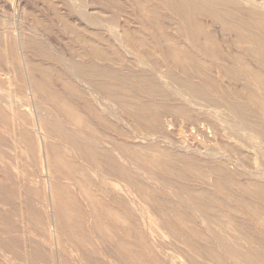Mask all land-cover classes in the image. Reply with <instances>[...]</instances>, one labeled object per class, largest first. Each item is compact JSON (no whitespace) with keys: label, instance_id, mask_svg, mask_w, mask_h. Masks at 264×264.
Wrapping results in <instances>:
<instances>
[{"label":"rangeland","instance_id":"1","mask_svg":"<svg viewBox=\"0 0 264 264\" xmlns=\"http://www.w3.org/2000/svg\"><path fill=\"white\" fill-rule=\"evenodd\" d=\"M67 2L0 0V264H264V126L246 110L255 131H231L226 110L179 107L147 81L160 96L134 107L101 65L81 63L68 22L95 30ZM86 2L94 22L138 28ZM72 163L89 175L72 177Z\"/></svg>","mask_w":264,"mask_h":264},{"label":"bare ground","instance_id":"2","mask_svg":"<svg viewBox=\"0 0 264 264\" xmlns=\"http://www.w3.org/2000/svg\"><path fill=\"white\" fill-rule=\"evenodd\" d=\"M103 1L108 5L107 8L103 7V11L112 16L121 13L128 19H130L129 16L140 18L137 23L138 28L128 25L129 22L121 26L114 25V28L109 18L96 23L91 17L93 15L86 13L88 5L86 0H68V17L75 14L86 26L95 30L93 36L90 35L91 32L87 36L84 34L86 33L84 29L68 22V34L71 41L86 52V55H83L86 56L84 57L86 60L81 59V63L83 61L92 66L101 65L104 75L115 78L121 83L120 90L123 93L127 92L126 96L133 100L134 107L148 106L141 101L142 96L146 97L151 107L155 106L156 99L160 95L157 96L151 89L144 86V82L147 81L160 86L164 99L177 101L179 107L187 108L203 101V105L208 110L218 107L226 110L234 116L231 131L237 128L255 131L245 116L246 110L258 119L260 125L264 126V0ZM166 15L169 16V22L163 17ZM104 26L114 30L111 34L112 38H100L99 31ZM118 46L125 48L134 61L122 60L121 56L124 52L121 49L115 51ZM104 47L108 51H104ZM108 52L111 54L118 52L114 64L111 63L113 56L108 55ZM68 76L71 75L68 74ZM74 85L68 83L69 91L83 98L85 107H91L92 104L90 105V99L87 97L88 89L74 87ZM236 98H242L245 102H236ZM153 118L157 119L158 116L153 113ZM207 123L210 125L209 122ZM261 153H264V150ZM204 158L201 159L204 160ZM210 168L213 169L212 166ZM70 170L72 177L77 174L85 177L87 174L82 166L77 168L74 163Z\"/></svg>","mask_w":264,"mask_h":264}]
</instances>
